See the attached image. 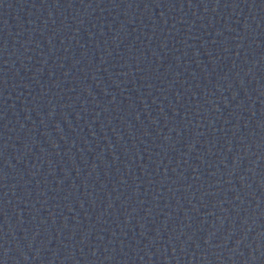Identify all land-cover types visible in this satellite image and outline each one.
Masks as SVG:
<instances>
[{"label": "water", "instance_id": "95a60500", "mask_svg": "<svg viewBox=\"0 0 264 264\" xmlns=\"http://www.w3.org/2000/svg\"><path fill=\"white\" fill-rule=\"evenodd\" d=\"M0 264H264V0H7Z\"/></svg>", "mask_w": 264, "mask_h": 264}]
</instances>
